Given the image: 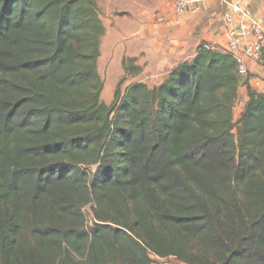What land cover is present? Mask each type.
<instances>
[{
    "label": "trees",
    "instance_id": "obj_1",
    "mask_svg": "<svg viewBox=\"0 0 264 264\" xmlns=\"http://www.w3.org/2000/svg\"><path fill=\"white\" fill-rule=\"evenodd\" d=\"M105 31L97 0H0V264H264V91L201 45L107 103Z\"/></svg>",
    "mask_w": 264,
    "mask_h": 264
},
{
    "label": "crops",
    "instance_id": "obj_2",
    "mask_svg": "<svg viewBox=\"0 0 264 264\" xmlns=\"http://www.w3.org/2000/svg\"><path fill=\"white\" fill-rule=\"evenodd\" d=\"M236 1V0H229ZM253 15L264 21V0H242ZM153 5V4H152ZM139 6L130 9V15L117 16L114 31L119 36H126V41L133 43L129 56L145 62L155 57L157 65L167 74L181 61L192 59L201 45L226 49L228 44L227 25L224 14L228 5L220 1L194 4L187 12L177 14L170 0L160 1L156 6ZM237 22L245 21L236 15ZM124 24V25H123ZM125 26V27H124ZM122 32L126 33H120ZM150 64L154 65V61ZM249 83L264 91V59L260 63L248 62ZM163 74V75H164ZM240 113L248 99L247 87L240 88ZM239 101V100H238Z\"/></svg>",
    "mask_w": 264,
    "mask_h": 264
},
{
    "label": "rangeland",
    "instance_id": "obj_3",
    "mask_svg": "<svg viewBox=\"0 0 264 264\" xmlns=\"http://www.w3.org/2000/svg\"><path fill=\"white\" fill-rule=\"evenodd\" d=\"M160 1L165 0H97L106 29L101 39V56L98 61V70L104 82V89L101 94L103 101L111 103L117 87H119L120 94L123 96L132 83L142 81L149 85H155L160 83L166 75L164 74L166 70L162 72L163 70L157 65L158 61L155 57L148 58L149 61L143 64L140 59L129 56L128 51L133 48V43L126 41V36H124L126 32L120 30V33L124 34L122 37L118 35L117 31L113 30L115 29L117 16L126 17L130 15L132 9L143 6V4L156 6ZM133 50H136V47L132 49V52ZM130 59H134V64L142 68V72L137 76L128 74L124 68V63L127 66L130 65ZM150 61H154V65L150 64ZM241 99L240 96L235 108V120L240 116L239 105ZM238 131L239 127H236L235 132L238 133ZM84 212L88 218L87 224L91 225L93 220L91 204L84 207ZM152 257L157 264H187L173 257L159 258L155 255H152Z\"/></svg>",
    "mask_w": 264,
    "mask_h": 264
},
{
    "label": "built area",
    "instance_id": "obj_4",
    "mask_svg": "<svg viewBox=\"0 0 264 264\" xmlns=\"http://www.w3.org/2000/svg\"><path fill=\"white\" fill-rule=\"evenodd\" d=\"M209 1H220L228 5L224 14L227 25L228 44L226 50L238 63L241 76L249 74L248 62L260 63L264 50V21L257 19L251 9L242 0H171L172 8L177 14L187 12L194 4ZM241 15L245 21L237 22L236 15ZM176 258L175 256H170Z\"/></svg>",
    "mask_w": 264,
    "mask_h": 264
}]
</instances>
